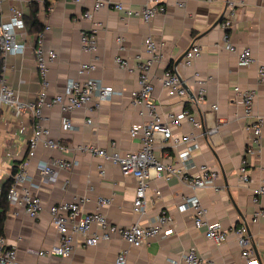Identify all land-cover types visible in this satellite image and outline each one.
<instances>
[{
	"label": "crops",
	"instance_id": "obj_1",
	"mask_svg": "<svg viewBox=\"0 0 264 264\" xmlns=\"http://www.w3.org/2000/svg\"><path fill=\"white\" fill-rule=\"evenodd\" d=\"M30 0H1L0 14L4 19L11 7L28 13ZM38 3L37 18L48 30L44 31L43 46L51 50L56 58L48 64L47 79L49 95L63 91L67 81L91 76L114 90L112 97L101 103L98 109L90 103L67 113L75 128L63 129L61 118L64 113L58 107L45 108L44 124L50 137L65 146L64 151L36 149L34 157L27 160V138L32 131V120L28 117H14L8 108L0 107V185L10 176L11 167L19 161L26 162V168L33 177L25 183L42 202L39 216L32 219L13 205L5 215L3 239L7 245L15 247V264H115L120 248H127V264H170L181 263V256L190 247H195L202 264H246L241 249L233 236L223 243H214L197 229L191 212H180L176 205L183 195L193 192L206 209L207 220L220 222L223 229L243 224L248 230L253 258L257 264H264V194L255 204L251 199L253 187L264 183V124L260 139V152L248 158L247 174L251 182L241 184L237 169L243 158L248 132V122L257 115L264 117V82L257 76V68L264 65V0H242L236 7L233 26L224 30L220 26L221 12L225 0H157L165 7L163 14L157 15L149 23L136 17H124L112 9L102 8L86 19L82 14L91 10L93 0H48L51 6L46 11L44 0ZM137 7L145 0H111ZM182 3V5H179ZM26 30V28H25ZM94 31L96 48L93 52L81 49L80 33ZM37 33L24 36L25 49L22 53L9 54L3 58L2 75L7 83L25 100H33L39 89V77L34 62V37ZM147 35L155 40L160 53L159 61L148 69L154 91L153 101L161 118L168 112H179L187 102L169 97L161 85V77L166 68L175 69L184 85L190 90L188 97L203 81L204 96L195 105V115L202 121L201 128L193 129L183 121L173 128L174 135L192 133L196 148L192 151L194 166L189 173H195L199 165H206L217 171L214 187L192 191L176 177L152 180L146 192L145 214L138 217L132 212L135 179L121 174L119 168L79 149L81 145H96L110 151L116 148L121 153L135 151L140 147L137 137L129 136L133 124L149 120L145 113L139 114V107L131 103L130 92L138 87V71L129 73L119 68L114 58L121 56L131 66L144 62L149 57L143 40ZM224 35L238 49L249 48L254 61L246 66L238 63L235 53L223 46ZM122 37L119 46L115 39ZM192 43L200 46L201 54L192 67H186L178 59ZM177 65L175 66V63ZM81 63H94L95 69L78 76ZM198 73L199 78L194 76ZM210 76L211 79L207 80ZM254 89L257 93L253 114L244 116L242 105L234 99L233 87ZM216 104L217 111L211 110ZM89 119L90 123H85ZM215 127L214 133H208ZM182 146L178 147L180 150ZM164 161L174 158L173 149L164 150ZM60 158L75 161L70 169H54L51 175L41 176L40 161ZM104 167L101 176L98 166ZM160 193L157 195L155 191ZM98 196L110 199V204L102 208L107 219L120 226H128L135 221L146 224L154 221L159 211L166 209L174 218V233L167 237H155L139 247L128 246L118 236L101 241L95 246L79 245L69 257H39L36 251L58 243L60 236L51 222L48 207L62 201H72L86 197L84 211H93ZM261 215L254 218V212Z\"/></svg>",
	"mask_w": 264,
	"mask_h": 264
},
{
	"label": "built area",
	"instance_id": "obj_2",
	"mask_svg": "<svg viewBox=\"0 0 264 264\" xmlns=\"http://www.w3.org/2000/svg\"><path fill=\"white\" fill-rule=\"evenodd\" d=\"M80 0H73L78 3ZM211 2L212 0H206ZM242 0H225L221 12L220 26L225 31L233 26L236 17V7ZM179 5H182L180 3ZM1 7V0H0ZM102 8L112 9L121 13L124 17H136L144 23H149L157 15L163 14L165 7L157 0H145L137 7L125 5L122 2L111 0H93L91 10H86L82 17L90 19L93 12ZM24 12L17 7L9 9L7 19L0 14V53L3 58L9 54L22 53L25 49V25L23 21ZM46 25L34 37V62L39 77L40 89L33 100H25L20 93L13 89L3 77H0V107L5 106L10 113L17 118L28 117L32 120V131L27 138V160L34 157L36 149L42 146L46 150L64 151L65 146L59 141L50 137L49 129L44 124L43 110L45 108L58 107L65 115L61 118L63 129L71 131L75 128L67 113L81 109L92 103L98 109L102 102L110 99L114 90L103 85L100 80L91 76L80 80L78 78L67 81L62 92L49 95V82L47 79L48 64L53 62L56 55L53 51H46L43 46L44 31L48 30ZM116 43L120 46L122 37L117 36ZM81 49L85 52H93L96 48V37L94 31H82L80 33ZM145 52L148 59L144 62H137L133 66L127 59L116 56L115 64L129 72L138 71V87L130 92L131 103L139 107V114L145 113L149 120L143 123L133 124L129 129L130 137H137L140 141L139 149L121 153L116 148L110 151L96 145H81L79 149L91 155H97L104 161L116 165L121 174L135 179V189L132 202V212L138 217L145 214L147 196L146 192L152 180L168 177H176L181 183L189 187L192 191L205 187H214V181L218 176L216 170L206 165H199L195 173H189V169L194 166L192 151L196 148L195 135L186 133L174 135L173 128L179 127L183 121H187L193 129L201 128L202 121L193 113L195 105L204 96L202 87L203 81L197 79L199 88L188 97V91L180 79L178 72L171 66L166 68L161 77V85L169 97L183 98L187 102L179 112H168L162 119L157 105L153 101L154 87L148 79V69L153 63L159 61L160 53L157 43L147 35L143 40ZM223 46L230 53H235L239 65L246 66L251 64L254 59L249 48L238 49L229 40L228 35L223 37ZM201 54L200 46L192 43L185 49L181 58L186 67H192ZM94 63H81L77 69L78 76L94 71ZM194 76L199 78L198 73ZM257 76L260 82H264V65L257 68ZM211 77L208 76L207 80ZM234 99L239 102L244 109V116L247 118L253 114V107L257 93L254 89H241L239 86L233 87ZM216 104L211 105L212 111H217ZM194 110V111H193ZM90 123V120H85ZM264 117L257 115L254 120L248 122L245 129L248 132L246 147L243 158L237 169V178L241 184H249L251 179L246 172L250 156L260 152V139ZM215 127L210 128L208 133H214ZM182 146L180 150L178 147ZM173 149L175 155L173 159L164 161V150ZM21 161L17 166V172L12 175V184L8 189L7 199L10 206L13 205L26 216L34 219L39 216L43 209L41 199L33 194L25 183L31 182L33 177L26 168V162ZM75 161L52 158L46 162L40 161L38 169L41 176L51 175L53 170L70 169L75 165ZM101 176L104 175V167L98 166ZM158 190L155 194H159ZM264 194V183L252 188L251 199L257 204L259 197ZM87 201L86 197H77L72 201H62L48 207L51 222L58 232L60 239L58 243L49 245L36 251L39 257H69L79 246H95L101 241H108L114 236L121 238L128 246L139 247L155 237H167L174 233V218L168 210L159 211L154 221L142 224L135 221L128 226H120L110 222L102 212V208L110 204V199L98 196L93 211H84L83 204ZM180 212H191L194 226L203 229V235L214 243H223L228 236H233L241 249V255L246 264H257L253 258L250 237L245 225L233 226L231 229H223L220 222L208 221L206 209L200 203L199 198L193 192L183 195L181 201L176 205ZM261 215L260 210L254 212V218ZM127 248H120L115 257V264H127ZM15 247L9 246L0 237V264H15ZM182 264H202V259L195 247H190L181 256ZM170 264H179L170 261Z\"/></svg>",
	"mask_w": 264,
	"mask_h": 264
},
{
	"label": "trees",
	"instance_id": "obj_3",
	"mask_svg": "<svg viewBox=\"0 0 264 264\" xmlns=\"http://www.w3.org/2000/svg\"><path fill=\"white\" fill-rule=\"evenodd\" d=\"M50 6H51V2L48 0H44L43 7L46 11H48ZM27 7H28V13L27 15L25 14L23 15L25 28L29 33H38L42 30V24L39 22L37 18L38 3L33 0H30L28 2ZM2 65H3V56L0 53V77L2 76ZM21 161H19L18 163L14 164L11 167L10 176L4 179L0 185V237L4 236L5 215L10 208V203L7 199L8 189L12 184V175H14L17 172V166Z\"/></svg>",
	"mask_w": 264,
	"mask_h": 264
},
{
	"label": "water",
	"instance_id": "obj_4",
	"mask_svg": "<svg viewBox=\"0 0 264 264\" xmlns=\"http://www.w3.org/2000/svg\"><path fill=\"white\" fill-rule=\"evenodd\" d=\"M183 54L181 55V57L178 59V61L182 58ZM177 65V62L175 63V66ZM181 79V78H180ZM186 89L188 92H190V90L187 88V86L185 85Z\"/></svg>",
	"mask_w": 264,
	"mask_h": 264
}]
</instances>
